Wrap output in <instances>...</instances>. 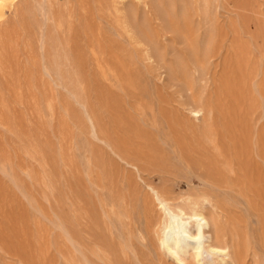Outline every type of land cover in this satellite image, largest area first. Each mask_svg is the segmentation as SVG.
<instances>
[{"label": "rangeland", "instance_id": "rangeland-1", "mask_svg": "<svg viewBox=\"0 0 264 264\" xmlns=\"http://www.w3.org/2000/svg\"><path fill=\"white\" fill-rule=\"evenodd\" d=\"M160 1L161 16L133 0L5 1L0 264H174L153 186L172 203L210 196L264 264V217L236 164L264 160V0ZM187 25L201 49L222 28V54L197 61Z\"/></svg>", "mask_w": 264, "mask_h": 264}, {"label": "bare ground", "instance_id": "bare-ground-1", "mask_svg": "<svg viewBox=\"0 0 264 264\" xmlns=\"http://www.w3.org/2000/svg\"><path fill=\"white\" fill-rule=\"evenodd\" d=\"M5 1L6 0H0V19L2 18V16L4 15V12H5ZM133 1H138L139 4L140 3H143V5L145 4L146 8H148V6H149V10L154 11V15H156V14L159 16L162 15L163 7H162V3L160 0H153V3L151 5H149V3L146 0H133ZM123 2H125V1H123ZM150 6H151V8H150ZM125 14L127 16V19H128L127 22L128 23L130 22L129 20H131V19L133 20V17L135 15V13L132 10H127ZM186 24H188V23H186ZM171 30H172V28H171ZM216 30H217V28H216ZM195 32H196V30H195ZM195 32L193 31V29L190 25L186 26V29H185V37L186 38L185 39H186L188 47H190L191 50H193V52H196L197 61L207 62V61H209L215 57H219L222 54L223 49L226 48V47H224L225 44H223V42H224V40H227V39H224L225 32L222 28H219L214 33L212 31H210L211 32L209 34L210 40L206 43V46H204V48H202V49L200 48V46L198 45V43L195 40V38H196ZM171 33H172V31H171ZM173 34H175V33H173ZM133 37L136 40V42H138V44L141 45V40L139 39V37L136 35H134ZM164 37H166V34H162L160 36V38L157 39L155 44L152 43V44H154L153 48H151L150 46H149L150 48H147L146 56L149 59L158 58V59L162 60L164 50L167 51V49H165V48L163 49L161 47V45H162L161 43H163V41L161 42V39ZM140 38H142V37H140ZM165 39H167V38H165ZM163 46H164V44H163ZM141 50H143V48ZM231 51H233V50H231ZM185 52H186V50H185ZM227 52H230V51H227ZM220 59H222V58H220ZM219 62H221V61H219ZM157 63L159 64V61H157ZM202 67H204V66H202ZM255 72L254 73H253V71L250 72V74L246 78L248 82L254 81V79L256 77ZM261 72H263V71H261ZM186 79H187V77H186ZM188 80L191 82L190 79H188ZM256 83H259V82L257 81ZM261 85H259V86H261ZM255 86H256V84H255ZM189 90L190 89H188V91ZM190 112L196 118L197 117L203 118L205 115H208V113H209L208 104L207 105L206 104H198L195 101H193L192 106L190 107ZM236 164H238V166H239V170L241 171V177L245 180V183L248 186L249 192H251L253 194L254 198H253V201L251 203V208H252L253 212H255L256 215L260 216V214H261L264 217V160H236ZM228 166H229V164H228ZM150 187H152V186H150ZM153 187H152V190L154 191V193L156 195L155 197L157 198L159 205L161 207L160 213L162 214V212H163L165 215L163 217L164 220L162 221V226H161L162 232H161V237H160V247H161V249H162V247L168 249L167 251L163 250L164 254L165 253L168 254L167 256L171 258V261L174 264H204V263L205 264H220V261L225 259L224 253H227V255L229 257L227 260V264H248L246 250H244L243 245H241L240 240L237 237H235L234 233H232L231 231H230V233H228L226 231V228H225L226 223L223 220V216H222L221 212L219 211L218 207L215 205L216 202H213L209 198L210 196H203L201 198L188 197V198H184L182 201L180 200V202L172 203L169 201V198H166L165 195L160 190L155 189ZM248 190H246V191H248ZM205 193L208 194V192H205ZM209 195H211V194H209ZM241 196H242V192H241ZM217 205H220V204L218 203ZM197 209H198L199 213H201L202 215L197 214ZM247 216H249V215L247 214ZM225 217H224V219H225ZM226 219H227V217H226ZM226 219H225V221H226ZM193 220L197 221L198 223L196 225H194V224L192 225ZM158 226H159V224H158ZM155 227H156V224H155ZM197 228L201 229V231H197ZM203 229H205L204 230L205 233L203 232ZM261 229H262V227H261ZM246 230H248V229L246 228ZM263 230H261V231L263 232ZM249 233H250V231H249ZM253 233H254V231H253ZM202 235H206L209 239L206 240L203 243V245L201 246L200 244H198L196 242H197L198 238L202 237ZM254 237L256 238V236H254ZM255 248H256V246H255ZM198 249H201V250H198ZM252 250H253V248H252Z\"/></svg>", "mask_w": 264, "mask_h": 264}, {"label": "clouds", "instance_id": "clouds-1", "mask_svg": "<svg viewBox=\"0 0 264 264\" xmlns=\"http://www.w3.org/2000/svg\"><path fill=\"white\" fill-rule=\"evenodd\" d=\"M197 214L198 215H202L201 213H199V211H198V209H197ZM198 222L197 221H195V220H193L192 221V225L194 224V225H196ZM206 229V228H205ZM205 229H203V232H204V230ZM197 231H201V229H199V228H197ZM205 233V232H204ZM209 238L206 236V235H202V237L201 238H198V240H197V242L196 243H198V244H200L201 246L203 245V243L206 241V240H208ZM162 250H168L167 248H163L162 247ZM198 250H201V249H198ZM224 256H225V259L224 260H221L220 261V264H227V260H228V255H227V253H224Z\"/></svg>", "mask_w": 264, "mask_h": 264}]
</instances>
